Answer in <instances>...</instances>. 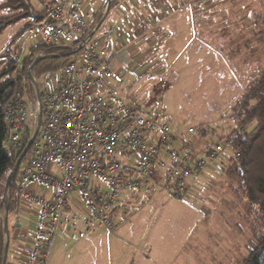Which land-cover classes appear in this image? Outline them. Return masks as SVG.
Listing matches in <instances>:
<instances>
[{
  "label": "rangeland",
  "instance_id": "rangeland-1",
  "mask_svg": "<svg viewBox=\"0 0 264 264\" xmlns=\"http://www.w3.org/2000/svg\"><path fill=\"white\" fill-rule=\"evenodd\" d=\"M170 7L158 24V49L144 58L147 66L128 64L126 96L157 99L172 132L201 150L232 127L245 88L264 68V0H178ZM114 18L113 24L118 22ZM24 22L4 29L0 55L9 53L5 45ZM152 35L147 32L146 37ZM37 42L35 29L23 34L13 50L19 65ZM29 63L21 66L20 85L33 130L36 97L27 76ZM40 70L33 73L39 83L46 76L38 75ZM228 164L224 160L223 168ZM222 165L206 172L186 196L157 187L149 196L141 191L128 199L126 217L118 221L114 236L99 226L82 238L60 228L47 264H240L262 223Z\"/></svg>",
  "mask_w": 264,
  "mask_h": 264
},
{
  "label": "built area",
  "instance_id": "built-area-1",
  "mask_svg": "<svg viewBox=\"0 0 264 264\" xmlns=\"http://www.w3.org/2000/svg\"><path fill=\"white\" fill-rule=\"evenodd\" d=\"M79 3L50 5L34 27L40 50L33 58L75 53L53 72L42 69V82L35 78L41 121L17 172L19 199L37 209L20 264H47L53 238L64 226L78 238L97 226L114 236L128 199L141 191L149 196L157 187L176 197L191 194L207 170L214 172L230 157L231 128L222 140L193 150L191 140L172 132L163 109L126 96L124 76L114 67L126 44L112 45L111 34L99 30L86 41L91 28ZM4 118L5 147L19 153L32 131L22 96L5 103Z\"/></svg>",
  "mask_w": 264,
  "mask_h": 264
},
{
  "label": "trees",
  "instance_id": "trees-1",
  "mask_svg": "<svg viewBox=\"0 0 264 264\" xmlns=\"http://www.w3.org/2000/svg\"><path fill=\"white\" fill-rule=\"evenodd\" d=\"M58 1L60 0H2L0 3V10L2 9L5 12V14L0 15V35L7 26L26 20L5 45V49L9 53L5 54L4 51L0 55V58L4 59L0 62L1 65L4 64V67L0 69V262L4 240L1 225L3 181H5L6 174L13 167L20 153L15 150L9 151L5 147L7 125L4 118V106L9 100L22 96V87L20 85L22 77L20 75L21 66L24 63H29V58L38 52L40 48L37 45L30 46L20 65L13 56V50L23 34L28 30L34 29L35 25L45 18L50 5L52 6ZM66 53L54 58L41 59L36 65L35 71L40 67L45 72H53L60 68L74 57V54L69 55ZM155 103L162 109V105L158 104L157 99L155 101H150L149 98L144 99V105L146 106ZM241 104V109L235 118H232L234 123L228 132V139H231L229 164L224 168L222 166V170L225 177L239 182L244 198L248 204L256 207L262 223L261 233L257 237L256 243L240 264H264V68L252 78L245 88ZM224 135L220 136L218 141L222 140ZM193 145L194 142L192 141L189 147L194 148ZM193 150L196 149L194 148ZM18 174V172L15 173L10 186H8L7 227L9 243L10 217L18 213L20 206L21 184Z\"/></svg>",
  "mask_w": 264,
  "mask_h": 264
},
{
  "label": "crops",
  "instance_id": "crops-1",
  "mask_svg": "<svg viewBox=\"0 0 264 264\" xmlns=\"http://www.w3.org/2000/svg\"><path fill=\"white\" fill-rule=\"evenodd\" d=\"M177 2L178 0H113L110 12L98 30L99 33L104 31L111 34L112 45L126 44L123 54L115 61L114 65L116 71L120 72L124 79L127 72L130 71L128 64L132 65L131 68L136 67V63L140 64V67L147 66L148 61L144 58L147 56L146 54L158 49L157 40L162 34V29L158 27V24L166 17L163 14L167 12L168 5L172 7L170 10H173V6ZM106 3L107 0H80L79 6L85 14L90 28L103 14ZM109 17H116L114 20H118V22L113 24ZM116 24L121 25L117 27ZM147 32L153 33V35L147 38ZM37 43L33 45H37ZM206 172L205 174H207ZM51 193L52 191H48L46 197ZM71 202H73V197ZM36 209L34 204L20 200L18 213L10 217V243L7 253V260H10L8 264H20L35 224ZM79 211L81 215H84V210L79 208ZM72 231L74 234V230ZM5 263L7 264V262Z\"/></svg>",
  "mask_w": 264,
  "mask_h": 264
},
{
  "label": "water",
  "instance_id": "water-1",
  "mask_svg": "<svg viewBox=\"0 0 264 264\" xmlns=\"http://www.w3.org/2000/svg\"><path fill=\"white\" fill-rule=\"evenodd\" d=\"M112 2L113 0H107L105 9L103 14L101 15V17L97 20V22L93 25V27L91 28V31L88 32L87 36H86V41L89 40V38L99 29V27L101 26V24L103 23V21L105 20V17H107V15L109 14L111 7H112ZM75 51H69L66 54L72 55L74 54ZM65 54V53H64ZM63 55V54H62ZM59 56V54L56 53H50V54H46V55H42V54H38L37 56H35V58H33L28 71H27V75L30 79V81L33 84V89H34V93H35V97L37 99L38 102V113L36 115V120H35V126L33 128V130L30 133L29 139L26 142L25 146L22 147L23 149L21 150V152L19 153L18 157L16 158V161L13 165V167L8 171V173L5 176V181H4V191L2 194V203H3V209H2V230H3V247H2V257H1V264H6L5 262L7 261V253H8V246H9V232H8V227H7V213H8V204H9V187L10 183L15 175V173H17L19 166L21 164V160H23L24 156L26 155V153L28 152L31 144L33 143L36 135L38 128H39V124L41 121V110H40V100H39V86L38 83L35 79V77L33 76L32 72H30L31 67H33L35 64H37L39 61H41V59L47 58V57H56Z\"/></svg>",
  "mask_w": 264,
  "mask_h": 264
}]
</instances>
